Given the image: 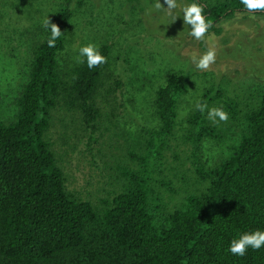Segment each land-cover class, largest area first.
I'll return each mask as SVG.
<instances>
[{
    "label": "trees",
    "instance_id": "16d2710c",
    "mask_svg": "<svg viewBox=\"0 0 264 264\" xmlns=\"http://www.w3.org/2000/svg\"><path fill=\"white\" fill-rule=\"evenodd\" d=\"M71 1L48 18L61 30L55 47L45 27L32 43L15 109L0 118V264H264V246L242 257L228 250L240 234L264 231V89L244 113L220 90L202 93L197 102L222 108L230 120L243 113L237 140L209 164L202 149L221 140L218 121L195 102L178 124L188 76L173 72L155 91L157 126L121 148L130 150L108 196L91 200L67 187L47 135L53 112H78L86 126L108 122L109 130L111 95L123 84H107L110 44L99 47L106 63L98 67L89 69L84 58L60 66ZM186 1L204 7L216 33L222 19L248 12L240 0Z\"/></svg>",
    "mask_w": 264,
    "mask_h": 264
},
{
    "label": "rangeland",
    "instance_id": "374dc122",
    "mask_svg": "<svg viewBox=\"0 0 264 264\" xmlns=\"http://www.w3.org/2000/svg\"><path fill=\"white\" fill-rule=\"evenodd\" d=\"M159 2L161 9L154 7L156 0L70 3L73 15L66 28L65 48L58 55L60 66L67 69L81 61L79 49L88 43L98 49L110 44L107 84L115 79L123 83L111 95L115 124L108 125L109 130L104 128L108 122L94 129L86 126L78 112L59 108L53 112L48 138L66 174L67 187L83 198L97 200L113 190L117 163L130 150L121 148L157 126L154 95L169 74L181 71L188 76L177 116L181 126L206 89L222 91L243 113L264 89V14L238 12L215 25L219 33L208 31L203 40H196L182 18V8L189 3L176 0L177 7L169 14L164 0ZM63 3L0 0V118L13 113L14 100L26 80L32 43L45 32L43 21ZM209 48L216 51L215 63L208 70H198L193 57L198 59ZM243 113L240 121L217 120L221 140H208L202 149L209 164L227 154L228 145L237 140ZM166 159H173L172 151Z\"/></svg>",
    "mask_w": 264,
    "mask_h": 264
},
{
    "label": "clouds",
    "instance_id": "9594fccd",
    "mask_svg": "<svg viewBox=\"0 0 264 264\" xmlns=\"http://www.w3.org/2000/svg\"><path fill=\"white\" fill-rule=\"evenodd\" d=\"M240 3L244 6V9L249 13H255L258 11H264V0H240ZM164 4L167 5L169 14L171 10L177 7L176 0H164ZM156 9H161L164 7L159 0H156L154 4ZM183 21L184 24L190 26V35L196 40H203L208 29L210 28V23L206 20L204 15V7L200 4L193 2L183 6ZM176 18L173 17V20ZM43 26L50 29V38L47 40L49 47H55L56 40L61 36V30L57 24L50 22L48 17L43 21ZM79 57L84 58L89 69L98 67L99 65L106 63V57L102 55L98 48L92 44L88 43L79 49ZM216 60V51L214 48H209L203 54L199 56L198 59L193 57L195 67L198 70L205 71L210 68ZM78 62H82L79 61ZM195 107L200 111L204 112L207 110L208 119L213 123L219 121L227 122L228 113L222 108L212 107L208 108L206 103L197 102ZM264 246V231L254 230L252 232H246L240 234L238 238H233L229 244V252L236 256H244L247 249L250 247L253 250H259Z\"/></svg>",
    "mask_w": 264,
    "mask_h": 264
}]
</instances>
